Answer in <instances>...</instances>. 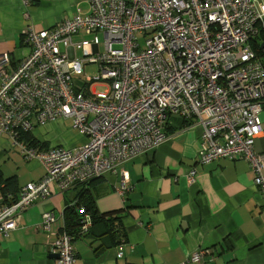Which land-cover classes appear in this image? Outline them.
I'll return each instance as SVG.
<instances>
[{
  "label": "built area",
  "instance_id": "1",
  "mask_svg": "<svg viewBox=\"0 0 264 264\" xmlns=\"http://www.w3.org/2000/svg\"><path fill=\"white\" fill-rule=\"evenodd\" d=\"M87 3L89 13L77 11L49 30L27 29L30 52L12 70L9 56H0V140L6 137L43 169L16 197L0 196V241L23 212L50 196L52 183L60 191L88 184L166 142L163 123L170 115L186 121L185 129H201L199 165L243 159L264 197L262 163L254 153L262 133L264 66L253 48L264 35V0ZM81 36L90 38L77 40ZM88 64L97 66V75L80 80ZM64 119L86 137L83 145L42 150L23 140L36 127ZM128 184L122 171L117 191ZM79 213L86 231L90 217L83 208ZM55 219L44 211L35 228L47 236L55 264H75L71 237L65 229L54 233ZM205 254L195 251L182 264Z\"/></svg>",
  "mask_w": 264,
  "mask_h": 264
},
{
  "label": "crops",
  "instance_id": "2",
  "mask_svg": "<svg viewBox=\"0 0 264 264\" xmlns=\"http://www.w3.org/2000/svg\"><path fill=\"white\" fill-rule=\"evenodd\" d=\"M77 11L89 13L87 0H0V56H9L7 70L30 52L27 29H52ZM263 38L254 46L264 45ZM260 49L264 56V46ZM260 120L262 133L255 139L254 153L264 173V101ZM181 121L168 116L163 123L166 142L87 184L97 212L114 219L108 226L102 221L90 226L72 242L75 264H182L199 250L209 254L195 264H264V197L253 169L243 159L199 165L201 129L170 128L181 126ZM71 125L69 119L55 121L33 137L46 148L75 149L84 139ZM10 149L16 150L1 138L0 182L10 181L9 195L16 197L20 188L41 178L43 169L22 156L24 163L11 167ZM122 171L128 173L129 184L121 194L117 188ZM192 172L194 179L188 181ZM77 191H60L52 183L50 196L23 212L16 229L0 241V264H55L47 236L35 227L44 211H52L54 233L65 229L66 209L78 211ZM112 227L113 234H103ZM120 229L125 242L116 245Z\"/></svg>",
  "mask_w": 264,
  "mask_h": 264
},
{
  "label": "trees",
  "instance_id": "3",
  "mask_svg": "<svg viewBox=\"0 0 264 264\" xmlns=\"http://www.w3.org/2000/svg\"><path fill=\"white\" fill-rule=\"evenodd\" d=\"M263 39H261L262 42ZM261 44V43H260ZM260 44H255V46H253L254 51L256 53V55L258 57H262L263 58V66H264V56L261 54V47ZM26 45V44H25ZM29 47V46H28ZM30 50V48H29ZM12 70V69H10ZM8 70V71H10ZM181 126L179 127H170L171 129H180V128H185L187 126L186 121H181ZM170 126V125H169ZM28 145L30 146H35L38 147V149H47L46 147H44V144L37 141V139H35L32 135H25L24 139H23ZM87 184L85 185H78L75 188L78 190L77 191V207H78V211L75 212L74 210L72 211H67L66 209V217H67V223L65 225V230L67 231V233L70 235L71 237V242H73L77 237H79L80 235H83L85 233L88 232V229L86 231H82L81 226H80V213H79V208H83L85 213L89 215L90 217V226L93 227L94 225H97L98 223L100 224V222L102 221L106 226L110 225V223L113 221L114 217H107L104 214H100L97 212V210L95 209L94 206V202L92 201V197L87 189ZM11 192V187H10V181H6V182H0V196L1 197H6ZM107 217V218H106ZM117 220V218H116ZM89 226V227H90ZM119 224L118 227L119 228ZM109 229V228H108ZM112 229V231H111ZM110 230L105 231L103 234H113L115 232V230L113 229V227ZM113 232V233H112ZM117 235L116 237V245L125 242V236L124 233L122 232V230L120 229V231L115 234ZM114 235V236H115Z\"/></svg>",
  "mask_w": 264,
  "mask_h": 264
},
{
  "label": "rangeland",
  "instance_id": "4",
  "mask_svg": "<svg viewBox=\"0 0 264 264\" xmlns=\"http://www.w3.org/2000/svg\"><path fill=\"white\" fill-rule=\"evenodd\" d=\"M98 37H99V39H100V41L102 40V38H101V35H98ZM86 38H90V37H84V36H81V37H79V38H77V40H82V39H86ZM141 41H143V39H141ZM117 47H119V46H115V48H117ZM102 50V47H100V51ZM77 54V56L78 57H82V53L81 52H77L76 53ZM96 75H97V66L96 65H94V64H88V65H85L84 67H83V71H82V74L79 76V79L81 80V77H96ZM96 85H102V84H100V83H96ZM99 89V88H98ZM99 90H102V89H99ZM66 127H67V129H68V127H69V125L68 124H66ZM72 128V127H71ZM43 130V127L42 126H39V127H36L33 131H32V134L35 136V134L36 135H38V134H40L41 133V131ZM72 130H74V131H76L77 132V130H75V129H73L72 128ZM78 133V132H77ZM83 137V139H84V141L82 142V144L81 145H83L84 143H85V141H86V137H84V136H82ZM64 146V145H63ZM65 147V149H67L68 147H66V146H64ZM22 162V163H24L23 162V160H22V158H21V155H20V153L17 151V150H12V149H10V165H11V167L13 166V168H14V165H18V162ZM16 167V166H15ZM22 172V171H21Z\"/></svg>",
  "mask_w": 264,
  "mask_h": 264
},
{
  "label": "water",
  "instance_id": "5",
  "mask_svg": "<svg viewBox=\"0 0 264 264\" xmlns=\"http://www.w3.org/2000/svg\"><path fill=\"white\" fill-rule=\"evenodd\" d=\"M264 45L263 44H261V48L263 47ZM55 258H57V255H55Z\"/></svg>",
  "mask_w": 264,
  "mask_h": 264
}]
</instances>
